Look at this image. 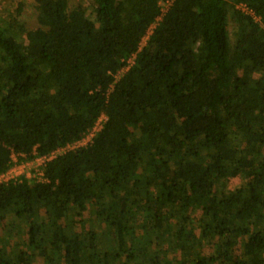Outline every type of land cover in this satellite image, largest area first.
<instances>
[{
  "label": "trees",
  "instance_id": "trees-1",
  "mask_svg": "<svg viewBox=\"0 0 264 264\" xmlns=\"http://www.w3.org/2000/svg\"><path fill=\"white\" fill-rule=\"evenodd\" d=\"M91 1L0 26V174L106 115L0 183V264H264V0Z\"/></svg>",
  "mask_w": 264,
  "mask_h": 264
},
{
  "label": "built area",
  "instance_id": "built-area-1",
  "mask_svg": "<svg viewBox=\"0 0 264 264\" xmlns=\"http://www.w3.org/2000/svg\"><path fill=\"white\" fill-rule=\"evenodd\" d=\"M174 1L175 0L160 1L161 14L157 18V21H159L162 18V16L166 13V11L170 8V6L173 4ZM239 7L243 11L249 12L254 15V12L250 10L246 5L240 4ZM255 18L258 19V17L256 16ZM156 25H157V22L151 25L146 36L143 38L141 42V47L142 45L146 43V42L143 43L144 40L146 41L148 40L150 34L153 32ZM135 57H136V54L130 57L127 60L126 65L116 74L115 77L117 80L123 75V73H125L131 67V65L134 63ZM105 120H106V115L103 113L101 117L98 119V121L96 122L95 126L81 140H78L73 143H69L64 147H60L48 155L35 156L34 159H29V160H19L18 155L14 153L12 155V166L10 167V169L0 174V183L9 182L11 180L18 181L22 179H26L29 182H33V181L47 182L48 179L45 175V167L47 163L60 154H63L68 151H76L80 147L88 145L92 141L96 132L102 128ZM27 170L29 171L27 175L26 173L24 174V176L26 175V177L22 176L23 171H27Z\"/></svg>",
  "mask_w": 264,
  "mask_h": 264
},
{
  "label": "rangeland",
  "instance_id": "rangeland-1",
  "mask_svg": "<svg viewBox=\"0 0 264 264\" xmlns=\"http://www.w3.org/2000/svg\"><path fill=\"white\" fill-rule=\"evenodd\" d=\"M70 8H75L78 5H82L88 10V14L91 15L93 3L91 0H68ZM21 8L19 9V6ZM38 7L36 0H0V26L5 27L7 23L15 18L18 22L22 23L23 29L30 30L37 28ZM17 29V28H16ZM233 25L231 26V32H233ZM20 33V30H19ZM22 37L23 33H20ZM25 37V36H24ZM147 42L144 40L143 43ZM237 143H241V140L237 137ZM245 180L241 177L231 179L229 182V189L239 194V190L244 187ZM244 195V194H243ZM93 224H89L87 229H97V232L103 231L104 226L98 224L99 222L93 220Z\"/></svg>",
  "mask_w": 264,
  "mask_h": 264
},
{
  "label": "crops",
  "instance_id": "crops-1",
  "mask_svg": "<svg viewBox=\"0 0 264 264\" xmlns=\"http://www.w3.org/2000/svg\"><path fill=\"white\" fill-rule=\"evenodd\" d=\"M28 172H29L28 170H27V171H23L22 176H24L25 173H26V175H27ZM26 175H25L24 177H26Z\"/></svg>",
  "mask_w": 264,
  "mask_h": 264
}]
</instances>
